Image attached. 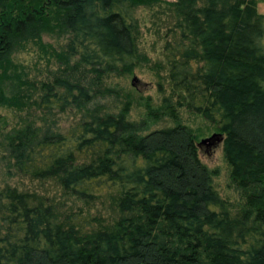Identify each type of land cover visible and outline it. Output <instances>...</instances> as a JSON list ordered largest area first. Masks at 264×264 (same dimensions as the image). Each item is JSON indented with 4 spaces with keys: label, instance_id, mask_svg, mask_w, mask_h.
<instances>
[{
    "label": "trees",
    "instance_id": "1",
    "mask_svg": "<svg viewBox=\"0 0 264 264\" xmlns=\"http://www.w3.org/2000/svg\"><path fill=\"white\" fill-rule=\"evenodd\" d=\"M152 1L0 0V105L26 111L5 135L13 167L110 210L63 211L44 195L0 186V264H264L259 0L169 3L163 51L171 96L148 115H167L174 126L141 134L148 123L128 119V102L116 113L89 106L115 93L108 77L138 65L134 8ZM54 33L64 38L58 47L43 40ZM29 44L57 64L44 78L18 70L14 54ZM176 107L224 134L222 152L243 199L235 213L213 188ZM67 109L85 116L65 132L35 123Z\"/></svg>",
    "mask_w": 264,
    "mask_h": 264
},
{
    "label": "rangeland",
    "instance_id": "2",
    "mask_svg": "<svg viewBox=\"0 0 264 264\" xmlns=\"http://www.w3.org/2000/svg\"><path fill=\"white\" fill-rule=\"evenodd\" d=\"M171 1H152L134 8V15L139 28L138 47L141 55L139 63L131 73L108 77L105 80V85L113 88L115 93L104 97L98 96L89 105L90 108H96L99 111L116 113L128 102V119L137 123L145 120L148 123L147 129L141 131V134L176 124V121L167 115L162 114L159 119H153L148 115L149 107L159 108L163 98H170L171 96L163 51L167 27L173 21L169 10ZM257 10L264 14L263 1L257 2ZM51 35L44 34L43 40L55 47L64 41V38L58 37L59 34L57 33ZM49 58V53L44 52L36 44H29L26 49L14 54V60L19 64L18 70L22 71L23 75L27 74L29 77L39 79L44 78L47 69L57 68V64H49ZM134 78L136 81L133 80ZM171 100L175 102L173 97ZM176 110L179 116L178 121L193 131L197 142L212 133L219 132L213 124L185 107H176ZM25 114V110L20 112L8 106L0 105V186L9 185L21 191L44 195L59 203L60 209L63 211L73 209L75 212H79V209H83L84 212H90L94 215L98 213L107 217L110 214L107 203L102 204L97 201L85 204L82 200L73 199L67 195L61 186L52 179H34L16 171L7 153L5 135L22 125ZM84 116V111L67 109L52 115L41 116V121L36 119L35 123L43 130L50 126L53 131L65 132ZM199 157L210 171L213 188L231 212L235 213L239 210L243 199L240 191L231 180L230 167L224 158L222 146L211 150L209 153L201 149L199 150Z\"/></svg>",
    "mask_w": 264,
    "mask_h": 264
},
{
    "label": "water",
    "instance_id": "3",
    "mask_svg": "<svg viewBox=\"0 0 264 264\" xmlns=\"http://www.w3.org/2000/svg\"><path fill=\"white\" fill-rule=\"evenodd\" d=\"M136 81V79H133ZM224 139V134L222 132L212 133L210 136L202 138L196 145L199 150L204 149L206 153H209L211 150H214L220 146H222V142Z\"/></svg>",
    "mask_w": 264,
    "mask_h": 264
}]
</instances>
